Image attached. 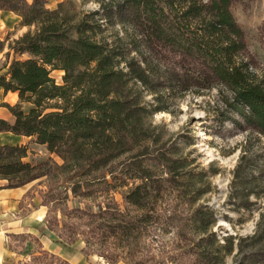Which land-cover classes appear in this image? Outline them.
Wrapping results in <instances>:
<instances>
[{
  "label": "trees",
  "instance_id": "trees-1",
  "mask_svg": "<svg viewBox=\"0 0 264 264\" xmlns=\"http://www.w3.org/2000/svg\"><path fill=\"white\" fill-rule=\"evenodd\" d=\"M45 1L0 0L1 10L33 26L10 44L15 53L29 56L13 58L0 74V87L19 96L16 104L5 103L15 120L0 118V130L34 136L63 159L56 164L67 174L61 182L82 198L108 200V207L99 202L97 212L84 211L90 221L86 238L116 237L118 247H130L149 226L162 223L174 227V246L191 264L223 262L234 240L221 243L211 230L215 213L196 204L205 190V172L186 169L184 146L176 139L167 144L151 117L169 110L164 90L199 93L216 87L229 107L223 118L264 136V70H257L246 31L232 12L237 0H100L108 23L131 29L126 52L97 37L100 25L92 12L76 16L65 3L50 9ZM133 51L137 55H129ZM53 69L64 71L61 82ZM144 90L157 103L146 102ZM26 156L25 145L0 144V178L9 186L48 179L49 162L32 163ZM130 183L122 193L128 208L123 211L112 190ZM47 187L43 205L53 190L49 181ZM45 221L48 229L58 228L50 213ZM254 237L261 245L245 252L239 264H264V228Z\"/></svg>",
  "mask_w": 264,
  "mask_h": 264
},
{
  "label": "rangeland",
  "instance_id": "rangeland-1",
  "mask_svg": "<svg viewBox=\"0 0 264 264\" xmlns=\"http://www.w3.org/2000/svg\"><path fill=\"white\" fill-rule=\"evenodd\" d=\"M33 1L27 0L28 3ZM60 2L65 3L66 11L76 16L92 12V17L100 25L96 28L98 38L115 44L123 52L132 47L131 29L120 23H108L100 0H46L45 6L54 9ZM231 9L246 31L248 48L260 72L264 70V0H237ZM20 20L15 12L0 10V48H3L0 51V74L7 71L13 58L25 59L29 56L10 49L14 39L33 28L22 25ZM129 55H137V52ZM63 73L60 69L51 71L58 82L62 81ZM164 91L169 110L155 112L151 121L153 125L160 126L158 129H161L167 144L176 139L184 146L183 154L188 156L189 162L186 169L205 172L202 183L205 190L196 204L208 205L215 213L216 222L211 230L221 243L229 238L234 240L233 252L225 255L224 261L219 264H239L245 252L262 243L254 234L264 228V136L245 123L223 118L222 113L230 114L229 107L222 102L216 87L202 89L199 93L195 90L185 93L170 89ZM143 95L146 102L157 103L149 91L144 90ZM9 99L18 102L19 96L11 93ZM30 106L28 102L23 103L24 109ZM16 144L27 147L26 161L49 162V180L40 177L33 185L40 194L35 207L38 219L45 222L50 213L51 221L58 219V228L42 227L49 239H41L42 235L38 238L39 231L11 235L6 244L5 264H191L185 253L174 246V227L165 228L162 223L149 226L146 233L135 238L130 247H118L121 241L116 237L96 235L86 238L84 234L90 229V221L84 211L97 212L99 202L108 207V200L98 196L82 198L80 193L72 191V185L61 182L67 174L57 171L56 164L63 163V159L51 153L46 145L36 142L34 136H22ZM152 168L155 171L159 169ZM48 181L53 187L48 193L50 202L40 207L42 191L48 190ZM131 184L112 190L116 205L123 211L128 208L122 193ZM158 203L162 205V199ZM74 238H77L74 243H66ZM238 245H241L242 251H239Z\"/></svg>",
  "mask_w": 264,
  "mask_h": 264
},
{
  "label": "crops",
  "instance_id": "crops-1",
  "mask_svg": "<svg viewBox=\"0 0 264 264\" xmlns=\"http://www.w3.org/2000/svg\"><path fill=\"white\" fill-rule=\"evenodd\" d=\"M11 93H15L18 97L17 92L11 90L6 91L3 87H0V118H4L10 123H13L15 116L5 105V103L11 105L17 103L16 100L11 101L9 99ZM22 136L24 137L25 135L14 134L8 130H0V144H16ZM35 180L19 186H9L6 178H0V264H5L4 260L8 253L6 244L11 235L44 231L45 235L41 239L48 238L47 232L42 228L46 225L45 219V222H43L42 219L37 218L35 203H37L36 199L40 194L33 188L36 182ZM39 188H41V185H39ZM42 206L44 205L40 204V207ZM50 240L49 244L52 243H50Z\"/></svg>",
  "mask_w": 264,
  "mask_h": 264
}]
</instances>
